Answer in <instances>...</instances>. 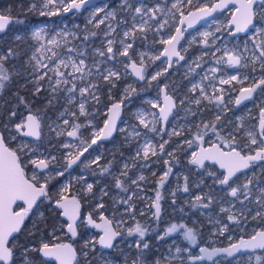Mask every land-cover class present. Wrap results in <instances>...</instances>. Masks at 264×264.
<instances>
[{"label": "rangeland", "instance_id": "374dc122", "mask_svg": "<svg viewBox=\"0 0 264 264\" xmlns=\"http://www.w3.org/2000/svg\"><path fill=\"white\" fill-rule=\"evenodd\" d=\"M81 1L84 0H26L28 10L41 19L26 32L15 31L0 37V43L6 41L11 49L20 47L17 52L22 70L14 69L13 73L22 82L21 88L32 94L42 92L44 106L51 108L41 117L36 115L42 127V141L25 137L23 124L27 113L23 111L21 122L12 127L9 136L15 139L20 151L30 154L29 164L38 159L52 163L50 171L32 170L30 176L43 186L57 180L53 195L59 197L57 201L78 191V185L85 193L91 191L92 183L85 180V174L65 173L74 162L79 167H98L96 162L107 152V145L96 141L113 103L123 104L124 115L121 135L109 149L117 151L122 139L127 140L128 147L133 145L128 158L120 162L124 172L117 174L126 177L131 191L114 199V204L121 205L125 212L126 206L132 209L138 205V199H145L139 209L151 216L153 209L149 207L154 201L148 203L146 169L156 161L164 163L172 155L175 157V152L181 147L185 149L191 139H195V150L199 138L204 143L215 139L218 143L228 141L231 146L241 137L245 140L243 147L250 152L264 147L258 131L264 109V84L251 102L241 108L235 106L240 89L264 80V2L256 5V22L247 35L234 36V28L229 26L235 6L195 29L184 31L179 45L182 60L175 59L168 69V60L162 53L182 17L196 9L212 7L218 0H98L93 6L68 12L74 2ZM11 9L7 6L5 13L0 10V14L10 15ZM9 51L0 45V81L11 77V71L4 66ZM229 57L239 58L240 64L235 66ZM133 63L143 69L142 80L132 74ZM163 88L174 98L177 108L162 132L158 109L163 104ZM226 115L232 116L234 123ZM229 123L235 129L229 130ZM187 130L193 133L192 138L175 140V147H167L173 136L182 137ZM178 162L175 160L174 164ZM167 171L164 168L161 176ZM180 171L183 172L182 168ZM180 171L172 174V186L163 187V191L173 196V202L180 195L185 199L184 205L190 207L195 200L203 199L199 216L189 218L203 231V238L199 240L194 228L178 230L179 225L174 222L165 224L160 231L154 220L153 225L145 224L142 235L146 238L129 239L127 247L138 243L146 249L151 256L148 259L143 254L146 264H264V252L241 254L232 260L220 257L210 263L190 261L202 246H227L264 228V163L254 165L237 183L227 187L222 182L224 176L213 166L195 167L190 176L193 186L198 188L194 195L190 190L184 192L187 175ZM201 175L210 178L205 181ZM180 206L172 204L175 211ZM115 215L110 218L117 228L133 230L126 227L124 218ZM41 217L40 208L30 219V229ZM56 229L66 234L67 224L59 221ZM154 229L159 230L157 244L147 239L156 236ZM87 235L82 242L86 256L97 241L93 231L88 230ZM38 241L30 248L39 249L54 239L41 234ZM121 243L115 244L120 258L107 252L100 263L135 264L134 259L127 261L130 250L119 247Z\"/></svg>", "mask_w": 264, "mask_h": 264}, {"label": "water", "instance_id": "95a60500", "mask_svg": "<svg viewBox=\"0 0 264 264\" xmlns=\"http://www.w3.org/2000/svg\"><path fill=\"white\" fill-rule=\"evenodd\" d=\"M97 1L74 2L68 12L93 6ZM262 2L264 0H218L212 7L196 9L183 16L173 38L166 43L165 50L162 53V57L168 60V69L171 68L175 59L182 60L179 45L183 41L184 31L195 29L202 23L214 18L217 14L235 6L236 10L230 18L229 26L234 28V36L238 34L247 35L255 25V7ZM10 25L11 18L8 15L0 14V33H5ZM233 62L237 64L236 60H233ZM130 69L136 79L142 80L143 69L139 65L133 63L130 65ZM262 83L263 81L254 84L252 87L242 89L238 93L236 105L241 106L251 101ZM162 103V107L158 111L163 128H165L176 109V102L171 95L166 93L164 88ZM122 109V103H113L109 106L107 120L98 139L99 142H107L116 134ZM261 113L264 115V109ZM259 131H264V119L259 123ZM24 135L27 139L34 141H39L41 138L40 122L32 113L26 115ZM262 139L264 142V134ZM194 163L198 167L204 165L215 166L224 173L223 183L229 184L237 175L250 171L254 164L264 163V147L259 148L254 154L244 155L235 149L225 151L219 143H213L209 146L200 144ZM35 168L46 171L48 165L45 161L39 160L35 164ZM44 196V187L37 185L26 176L18 153L7 144L0 130V264L11 262L10 241L22 230L27 211L34 210ZM20 205H23L24 208L16 211ZM59 205L69 223V231L73 232L80 215V208L76 199H64ZM107 236L106 233L104 238H107ZM255 252H264V230L257 231L251 237H241L237 242L227 246L213 248L202 246L198 249V254L190 258V261L192 263H210L220 257L232 260L241 254ZM39 254L43 259L57 264H75L77 258L76 250L70 243L42 246Z\"/></svg>", "mask_w": 264, "mask_h": 264}, {"label": "flooded vegetation", "instance_id": "af4514ba", "mask_svg": "<svg viewBox=\"0 0 264 264\" xmlns=\"http://www.w3.org/2000/svg\"><path fill=\"white\" fill-rule=\"evenodd\" d=\"M255 22H256V16H255ZM0 34H2V33H0ZM238 35H241V34H238ZM233 60L237 61V64H235V66H238L240 64L239 58L229 57V61L234 64ZM258 82L259 81L253 83L249 87H252L254 84H256ZM263 84H264V80H263V83L261 84V86ZM249 87H247V88H249ZM260 87H259V89H260ZM259 89H258V91H259ZM241 90L242 89H240V91ZM237 96H238V94H237ZM253 98H254V96H253ZM253 98H252V100H253ZM251 101H249V102H251ZM246 104H243L241 106H237L236 101H235V106L238 108H241L242 106H244ZM176 108H177V104H176ZM122 110H124V109H122ZM173 114H174V112H173ZM173 114L171 115V117L173 116ZM123 115H124V111L121 112L119 126H118L116 134L111 138V140L106 142L107 152H104L102 154L101 158L98 160V162H96L98 167H96L95 165L79 167V165H75V162H74L70 166V169L65 173V176L67 174L69 175L71 173L85 174L86 175L85 180L86 181L88 180L89 182L92 183V189L89 192L85 193L83 190V187L81 185H78L77 186L78 191L69 192L64 197L60 198L58 201L56 199H58L59 197L58 198L55 197L54 200H56V202L51 203L50 208H55L60 212L59 221H65V223L67 224L66 234H63L64 230H63V232L58 231L56 229L58 226L57 225L56 227L52 226L49 229L47 234L40 233L37 235V242H39L38 239L40 238L41 234H43L46 238H49V239L53 238L54 239V241L51 244H47V245H43V246L70 243L71 246L76 250V253H77V258H76L75 264H82L84 262L86 264H101L100 260L102 258L107 257V255H106L107 252H111L113 257H115V258H120L121 256L118 254L117 250H115V244L119 243L121 241H122V243L119 245V247H122L124 249L129 248V250H130V252L128 254L129 258L127 257V261L130 262L131 259H134L135 264H146V261H144L142 259L143 254H144L145 258L147 257L149 259L151 257L149 254L147 255L146 249H143V247H141V245H137L138 243L136 245L127 247V243L129 242V239H134L136 236H141L142 237L141 239L146 238L142 234L145 231L144 229H145L146 221H147L148 225L149 224L153 225V220L151 219L152 216L155 217V219H154V220H156L155 225H157L159 227V224H158L159 222L157 219L161 214V197H162V193H163V185H162V178L163 177L161 175H162L164 168L168 170L166 172L165 176H168L170 174L172 177V174L175 171L179 172L181 170V167L183 166L182 168H186V170L183 171V169H182L183 172L180 171V173L184 176L187 175L186 178L189 181L192 179V178H190L191 174L194 173L192 166L195 165L194 158H195V155L197 153L199 145L203 144L204 146H209L213 143H218L216 141V139L214 141L209 142V143H204L203 140L199 138L197 141L198 147H197V150H195V147H194L195 146L194 145L195 139H191L190 143H188L186 145L187 147L185 149H182V147H181L180 149H178V152H175V157H174V155H172V157L169 158V160L167 162H164V163L162 162V160L156 161L155 165L150 166L149 168L146 169V173H149V174L147 176V182L145 183V185H146L145 188L147 189L146 193L149 194V198H150L148 203L151 204L152 202H150V201L152 199L154 201L153 204H151V206L149 207V210H151V208L153 209V213L151 212V216H150V213H144L142 210L139 209V205L141 206V204H143V202H145V199H138L139 200L138 205H136L132 209H128L126 206L125 210H127V211L125 212L121 205H115L114 204V199L116 197H121V194L126 196L127 193H129L131 191L130 186L128 185V182L126 181V177L125 176L123 177V176H120L117 174L124 172V170H122V166H121L120 162H122V160H125L126 158H128L129 152H130V150H132L133 145L131 144V146L128 147L127 145H125V142L127 140L122 139L121 144L118 145L119 148L117 151H115V149H109V147L112 144H114V140L119 138V136L121 135L120 126H121V121H122ZM171 117H170V119H171ZM228 117L234 123L235 119L232 118V116L226 115V118H228ZM170 119L168 120V123H169ZM263 119H264V115L261 116V120H263ZM161 123H162V120H161ZM168 123H167V125H168ZM251 123H252V119H251ZM167 125H166V127H167ZM233 125L234 124L229 123V130L232 128L235 129V127ZM40 126H41V124H40ZM166 127L163 128V125H162V127H161L162 132L166 130ZM258 131H259V128H258ZM259 133L262 137L264 134V131H262V132L259 131ZM101 134H102V132H101ZM101 134H100V136H101ZM178 136L177 137L173 136L172 140L167 144V147H169V149H171L172 147H175V145H176L175 140H178V139L180 140V139H184V138H192L193 133L187 130L186 133L184 135H182V137L181 136L178 137ZM99 137H98V139H99ZM43 138L44 137L42 136V127H41V138H40V140L42 141ZM98 139L96 142L101 143V144L104 143V141L99 142ZM243 140H244L243 138L237 137V139L235 140V143L231 146H230V143L228 141L221 142L219 144L222 147V149H224L225 151H230L232 149H235V150H239L244 155L254 154L258 150L257 149L256 151L250 152L249 149H246L245 147H243L244 146V145H242ZM39 141H37V142H39ZM9 143L10 144H8V143L7 144L14 151L18 152L16 149H14L12 147V145H15V147L19 148V151H20V147L16 144L15 139H10ZM123 148H127V150L124 152ZM165 151H166V149H165ZM161 155H162V153H160V156ZM18 156H19V160H20V162L24 168V172H25L26 176L30 180H32L34 183H36L37 185H39V184L37 182H35V180L33 178H31V176H30L31 171L37 170V172L38 171L39 172H48L53 168L52 163L45 160V159H38L34 164H29L30 154H26L24 150H21L20 153H18ZM82 156L79 157L80 160L83 159ZM179 156H180L181 160H183L182 157L186 158V163L182 162L181 167H179V165H178L179 162L176 165L174 164L175 160L179 159ZM39 160L45 161L46 164L48 165V169L46 171H40L37 168H35V164ZM172 164H174V167H172ZM254 165H257V164H254ZM254 165L252 166V168H254ZM213 167H215V166H213ZM252 168H251V170H252ZM152 171L154 173L151 174L150 172H152ZM247 172H249V171H247ZM244 173L245 172L237 175L235 177V179L229 184L223 183L224 186L227 187L233 183L234 184L237 183V181L241 178V176ZM221 174L224 176L223 172H221ZM223 179H224V177H223ZM56 181H51L50 183H48V186L39 185V186L44 187L45 196H44L43 200L36 206V208L34 210L27 211L25 223H24V226H23L22 230L20 231V233L25 229V227L33 226V224L30 222V219H31L32 215H34L38 209L41 208V213H42L41 218H43L45 216L46 212L44 211V207H42L41 203L44 202L46 199V194H47L46 189L47 188L49 189L50 187H52ZM173 182H174V179L172 178V184H173ZM222 182H223V180H222ZM172 184L169 186L171 187ZM187 190H189L188 186H187V189L184 190V192H186ZM55 192H56V188H55ZM229 192H230L229 196H231L232 193H231V191H229ZM54 194H56V193H54ZM68 198H75L77 201V204L80 208L79 220H78V222L76 224V228L73 232L69 231V229H68L69 223L65 219L64 214H63V210L59 205V203L62 200L68 199ZM22 208H24V206L20 205L19 207H17L16 211L21 210ZM122 209H123V211L121 212ZM135 211H138L141 215H145L144 216L145 217L144 218V224L141 225V223H140L138 226V229H136V227L133 224L127 223L128 220H130V218H131V217H129V215L134 214ZM115 214L120 216L122 219L124 218L125 223H126V227H132L133 230L127 232L126 231L127 229L124 230V228H121V229L119 227L117 228L115 225V221H113L110 218V216H116ZM149 218H150V220H149ZM158 227H156V228H158ZM33 228L34 229H31V233L35 230V227H33ZM158 229L160 230V227ZM158 229H156V230L154 229V231L156 233V236H154V238L151 237V235L148 236L147 239L149 240V242L157 244L158 239H156V238H157V232H159ZM88 230L93 231V233L97 236V241H96V243H93L94 249L89 251V253L86 256L83 254V251H84L83 249L86 245H84L82 242H84L86 237L88 238V235H87ZM261 230H264V228ZM261 230H258V231H261ZM105 231L108 235L107 238H104V235L106 234ZM18 235L10 241V249L12 251V260L9 264H11L15 259L14 251L12 250V242L16 241V238L18 237ZM57 236H58V238H55ZM29 248H30V246H29ZM40 248L38 249V251L40 250ZM43 261H44V264H57L56 262L47 261L45 259H43Z\"/></svg>", "mask_w": 264, "mask_h": 264}, {"label": "trees", "instance_id": "16d2710c", "mask_svg": "<svg viewBox=\"0 0 264 264\" xmlns=\"http://www.w3.org/2000/svg\"><path fill=\"white\" fill-rule=\"evenodd\" d=\"M25 1L26 0H0V10L2 12L5 13V9L7 6H10L12 8L11 14L8 15L11 18V25L4 34H12L15 31L26 32L32 24L38 22L41 19L36 14L28 10L25 5ZM2 36L4 35L0 34V37ZM0 45L6 51L11 50L8 52L9 59L4 62L5 68L7 67V70L9 69L11 71V77H9L7 81H0V130L3 133L6 142L10 144L9 141L11 138L9 135L11 132H13L12 127H16V125L21 122L22 111L26 112L27 114L32 113L35 116L38 115L41 117L44 111H51V108L44 106V100L41 98L42 92L32 94V92H28L24 88H21L22 82L18 80V76L13 73L16 69L20 71L22 70L19 66V59L21 58L19 57V54L17 52V49H19L20 47L11 49L13 47L8 46L6 41L1 42ZM14 64L16 65L15 68L12 67V65ZM12 147L18 151L17 153H20L19 148L15 147V145H12ZM123 150L125 152L127 148H123ZM182 158L183 160H181L179 156V167H181L182 162L186 163V158ZM192 167H196L197 169H199V167L196 165ZM182 169L183 171L186 170V168ZM214 169L217 171V173H221V171H219L216 167H214ZM201 177L205 181H208L210 178L209 175H201ZM192 180L193 179L188 181L186 179V182L190 192L194 195L198 188L193 186ZM171 184L172 177L170 174L162 178V185L163 187H165V189ZM53 186L49 189H46L48 192L46 194V199L41 203L46 214L43 218L36 221V230L31 233L30 227H25V229L16 238V241L12 242V250L14 251L15 262L11 264H18V262H20V264H44V261L41 258L38 249L34 250L29 248V246L35 245L37 243L38 234H47L52 226L56 227L59 223L60 212L55 208H50L51 203L55 198V196H53V194L55 193V186L54 188ZM171 198H173L172 195L166 194V192L163 191L161 197V214L157 219L159 222L158 224L160 227V231L165 224L174 222L175 224L179 225L178 230L183 231L186 229L194 228L196 229L199 240L203 238V231L198 230L197 227L194 226L189 220L190 217L199 216V209L201 206H204L202 203L203 199L195 200L192 207H190V205H184L185 199L180 197V195H177V201L175 202H173ZM174 203L181 204L177 211L173 210L172 204ZM144 216L145 215H141L138 211H135L134 214L129 215V217L131 218L130 220H128V222H126L133 224L136 229H138L140 223L141 225L144 224ZM151 219L154 221L155 217L152 216ZM82 264L86 263L84 262Z\"/></svg>", "mask_w": 264, "mask_h": 264}, {"label": "built area", "instance_id": "2783aa9c", "mask_svg": "<svg viewBox=\"0 0 264 264\" xmlns=\"http://www.w3.org/2000/svg\"><path fill=\"white\" fill-rule=\"evenodd\" d=\"M25 122V121H24ZM24 125V124H23Z\"/></svg>", "mask_w": 264, "mask_h": 264}, {"label": "bare ground", "instance_id": "6f19581e", "mask_svg": "<svg viewBox=\"0 0 264 264\" xmlns=\"http://www.w3.org/2000/svg\"><path fill=\"white\" fill-rule=\"evenodd\" d=\"M223 81V80H222Z\"/></svg>", "mask_w": 264, "mask_h": 264}]
</instances>
